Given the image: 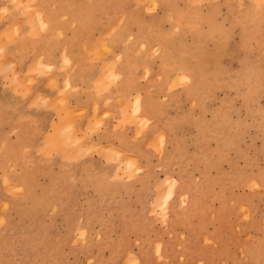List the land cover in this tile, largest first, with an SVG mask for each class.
<instances>
[{
    "label": "rangeland",
    "instance_id": "rangeland-1",
    "mask_svg": "<svg viewBox=\"0 0 264 264\" xmlns=\"http://www.w3.org/2000/svg\"><path fill=\"white\" fill-rule=\"evenodd\" d=\"M0 264H264V0H0Z\"/></svg>",
    "mask_w": 264,
    "mask_h": 264
},
{
    "label": "crops",
    "instance_id": "crops-1",
    "mask_svg": "<svg viewBox=\"0 0 264 264\" xmlns=\"http://www.w3.org/2000/svg\"><path fill=\"white\" fill-rule=\"evenodd\" d=\"M28 52V51H27ZM29 57V58H28ZM25 60H22L21 61V67H26L27 66V64L29 63V60H30V56H28ZM31 61V60H30ZM61 87V86H60ZM41 92H42V90H40ZM85 93L87 94V95H91L92 93H93V91H92V89H85Z\"/></svg>",
    "mask_w": 264,
    "mask_h": 264
},
{
    "label": "bare ground",
    "instance_id": "bare-ground-1",
    "mask_svg": "<svg viewBox=\"0 0 264 264\" xmlns=\"http://www.w3.org/2000/svg\"><path fill=\"white\" fill-rule=\"evenodd\" d=\"M22 79H23V78H22ZM22 79H21V80H22ZM135 105H136V104H135ZM138 109H139V108H138Z\"/></svg>",
    "mask_w": 264,
    "mask_h": 264
}]
</instances>
